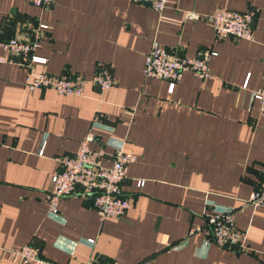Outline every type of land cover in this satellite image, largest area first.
I'll return each instance as SVG.
<instances>
[{
  "label": "crops",
  "instance_id": "1",
  "mask_svg": "<svg viewBox=\"0 0 264 264\" xmlns=\"http://www.w3.org/2000/svg\"><path fill=\"white\" fill-rule=\"evenodd\" d=\"M218 7L253 9V38H217L210 15ZM39 22L47 34L33 52L46 61H0V264H264V206L244 203L264 175V110L250 99L264 83V0H167L162 11L133 0H0V41ZM153 38L182 55L216 50L210 75L186 70L169 92L165 79L143 74ZM103 66L114 83L102 96L93 82L83 95L24 83L31 69L90 78ZM88 131L91 147L105 150L104 165L120 143L136 155L121 188L130 205L119 218H100L80 193L48 213L56 157L75 151ZM207 201L236 209L248 249L204 245V232L186 236ZM28 242L43 263L6 250Z\"/></svg>",
  "mask_w": 264,
  "mask_h": 264
},
{
  "label": "built area",
  "instance_id": "2",
  "mask_svg": "<svg viewBox=\"0 0 264 264\" xmlns=\"http://www.w3.org/2000/svg\"><path fill=\"white\" fill-rule=\"evenodd\" d=\"M41 6H50L55 0H30ZM146 2L157 11H162L167 0H133ZM199 14L194 11H186L185 17L197 18ZM254 10H238L228 7H218L210 15L215 35L217 38L228 36L242 39L253 38L252 19ZM48 24L39 22L30 31H24L19 35H13L0 41V46L7 51L0 53V61L10 60L11 55H28L30 63L45 62L46 58L35 54L33 51L39 42L47 34ZM217 53L210 48H199L193 55H182L168 49L159 40L153 38L150 48L144 57L143 74L146 76L165 79L168 82V91L175 88L184 71L189 70L201 78L210 75L209 60ZM29 63V64H30ZM88 82L95 83L102 94L114 83V76L109 67L103 66L97 69L90 78L69 72L51 73L48 71L29 70L25 85L30 89L48 87L58 93L83 95ZM250 99H256L259 108L264 110V83L253 90ZM94 133L88 131L79 140L78 147L72 153H63L56 157L59 169L51 175V188L47 192L48 213L59 214L58 203L61 197L71 194H86L92 199V204L100 218L111 216L121 217L130 205L127 197L122 195V183L127 177L129 164L136 158L134 152L127 151L123 143L115 145L112 152L111 163L104 165L102 158L104 148H92L90 143L94 139ZM43 153V148L38 150ZM141 185L142 179L137 180ZM249 205L264 206V175L258 182L250 197L244 201ZM205 217L202 222L190 225L187 237L194 234H207L203 244L215 243L221 247L234 249H248L247 230L236 225L233 207L206 202ZM87 243H92L94 237H87ZM181 243L171 245L177 248ZM9 254L19 262L31 261L43 263L44 259L39 255V248L33 243H24L18 247L6 249ZM85 264H123L116 260L103 261L90 259Z\"/></svg>",
  "mask_w": 264,
  "mask_h": 264
},
{
  "label": "water",
  "instance_id": "3",
  "mask_svg": "<svg viewBox=\"0 0 264 264\" xmlns=\"http://www.w3.org/2000/svg\"><path fill=\"white\" fill-rule=\"evenodd\" d=\"M252 23H253V19H252Z\"/></svg>",
  "mask_w": 264,
  "mask_h": 264
}]
</instances>
